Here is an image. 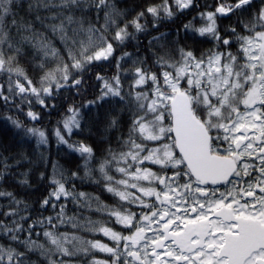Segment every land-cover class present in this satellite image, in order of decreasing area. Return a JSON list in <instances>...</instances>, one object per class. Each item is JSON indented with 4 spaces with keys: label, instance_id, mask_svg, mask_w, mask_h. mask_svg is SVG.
I'll return each instance as SVG.
<instances>
[{
    "label": "trees",
    "instance_id": "16d2710c",
    "mask_svg": "<svg viewBox=\"0 0 264 264\" xmlns=\"http://www.w3.org/2000/svg\"><path fill=\"white\" fill-rule=\"evenodd\" d=\"M259 37L263 52L264 0H0V264H145L134 246L168 182L194 181L170 131L142 127L170 128L158 99L180 81L228 155L221 131L264 112L245 51ZM196 71L210 73L198 88ZM213 76L239 88L213 99ZM164 144L179 167L150 162Z\"/></svg>",
    "mask_w": 264,
    "mask_h": 264
},
{
    "label": "flooded vegetation",
    "instance_id": "af4514ba",
    "mask_svg": "<svg viewBox=\"0 0 264 264\" xmlns=\"http://www.w3.org/2000/svg\"><path fill=\"white\" fill-rule=\"evenodd\" d=\"M219 156L234 161L235 173L218 188L194 182L199 199L184 194L187 199L179 211L193 222L183 225L180 238L168 240L182 254H190L194 264H202L206 255L222 264H264V145L261 155Z\"/></svg>",
    "mask_w": 264,
    "mask_h": 264
},
{
    "label": "rangeland",
    "instance_id": "374dc122",
    "mask_svg": "<svg viewBox=\"0 0 264 264\" xmlns=\"http://www.w3.org/2000/svg\"><path fill=\"white\" fill-rule=\"evenodd\" d=\"M261 41L262 40L260 37L256 39L254 38L250 39V41L245 45V51L249 56L250 64L252 65L254 71L255 68L256 70L258 69L257 79L259 83L256 84H258V89L262 94V98L260 99L259 104L264 103V72L260 70L262 65L260 68H258V60L262 61L259 56L261 57L262 55H264V49H262L263 52H261ZM191 66L192 63L190 65H183L180 69V77H184L185 74L192 72L191 69H189V67ZM192 69L195 70L193 67ZM194 74L197 75V79L193 82L191 80H187V84L189 86L194 84V86L198 88L200 87V83L204 76L210 73L208 71H200V73L196 71ZM204 84H207V82H204ZM167 85L173 94L180 91V81L177 82L175 80L169 79ZM226 87H228L229 89L226 91V94L224 93V95H222V97H227L229 93L231 94L233 90L239 88L236 81L229 82L227 78L220 79V77L218 76H213L211 78V85L209 87V92L211 94L210 97H212L213 99H217L220 96L218 91L222 90L223 88L225 89ZM258 89L257 87H255L253 93ZM172 96L166 93H162L159 95L158 103H167L168 105V102ZM203 98V102L205 104H208L207 99H209V97L205 96ZM217 115L218 110H214L213 112H211L210 116L216 117ZM157 119L161 120V116ZM149 127L143 126L142 130L145 132L146 136L154 140L161 139V137L164 136V132L166 130L170 131V128L157 126L154 128V132L152 133V128ZM219 129L218 131H220ZM221 132L223 133L221 135L222 141H224L228 145V147H226L227 150H225L228 155H233V151L237 152L236 155L242 156L261 155V149L264 145V112L260 114L258 108L254 107L250 110H245L243 113L237 114L235 121L225 129V133L223 131ZM169 148V145H161L158 151H153L151 154H149L151 155L152 159L151 161L150 159L148 160L156 164H166L174 168L179 167V159H174L172 157ZM226 157L228 158L229 156ZM254 165L258 167L257 164ZM149 176V173L147 174L146 172H143L140 175V178L145 179ZM174 180L175 178L171 182H168V185L162 195L161 204L163 206V209L161 213L153 217L148 225L145 226L144 231L146 235L143 237L141 244L134 246L137 254L133 253L132 257H134V259H136L137 261L142 258V260L145 261V264H194L192 261V256L190 254H182L179 250L173 247L174 244L168 239L173 238L174 240H176V238H180V235H182L181 228L183 227V225H187L190 222H193L191 220L182 218V215L179 211L182 209V201L187 199L184 194H188L191 198L193 197L194 200L199 199L196 193V191L199 189H195L196 187L194 186L192 188L190 182L188 183V188L185 186H182L181 188L177 187L173 182ZM232 187L233 185L230 184L228 189H232ZM229 193L233 194L234 191L229 190ZM148 195L149 194L147 193V197L150 196ZM162 215L166 216L165 222H163L162 220ZM159 248L164 250L156 252V250ZM200 263L222 264V262L209 255L203 256L200 260Z\"/></svg>",
    "mask_w": 264,
    "mask_h": 264
},
{
    "label": "water",
    "instance_id": "95a60500",
    "mask_svg": "<svg viewBox=\"0 0 264 264\" xmlns=\"http://www.w3.org/2000/svg\"><path fill=\"white\" fill-rule=\"evenodd\" d=\"M221 17L228 12L217 10ZM170 134L174 149L193 181L211 188L225 185L236 171L230 158L211 151V135L204 123L193 113L185 92H176L168 102Z\"/></svg>",
    "mask_w": 264,
    "mask_h": 264
}]
</instances>
